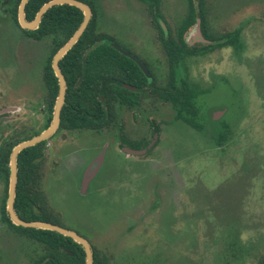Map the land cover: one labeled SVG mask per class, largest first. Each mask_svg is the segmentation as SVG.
Here are the masks:
<instances>
[{
	"label": "rangeland",
	"instance_id": "1",
	"mask_svg": "<svg viewBox=\"0 0 264 264\" xmlns=\"http://www.w3.org/2000/svg\"><path fill=\"white\" fill-rule=\"evenodd\" d=\"M90 1L98 30L118 39L127 37L142 55L149 53L161 80L166 63L157 43L142 50L152 33L145 5L135 0ZM159 1L174 31L186 13V0ZM252 2L257 15L259 0ZM247 5L248 0H206L210 31L222 34L241 28L243 50L240 54L228 48L215 50L186 61L190 83L230 78V88L219 84L203 98V112L211 106L228 110L230 134L224 147L211 145L208 131L203 137L189 129L180 135L178 124L169 122L172 113L166 106L154 118L166 123L160 144L140 159L115 147L113 131L102 136L61 132L46 144L41 186L60 214V225L106 253L112 264H255L264 255V39L258 43L257 28L251 36L253 47L248 46ZM0 31L10 36L8 53L17 56L5 70L0 67V103L16 108L7 114L13 117L9 133L13 128H25V134L38 131L43 119L35 112V99L50 41H23L7 19L0 22ZM189 34L197 35L195 26ZM123 117L131 138L150 137L139 116ZM101 148L102 166L83 194L79 180ZM2 195L0 180V202ZM39 250L37 242L0 226V264H29Z\"/></svg>",
	"mask_w": 264,
	"mask_h": 264
},
{
	"label": "trees",
	"instance_id": "2",
	"mask_svg": "<svg viewBox=\"0 0 264 264\" xmlns=\"http://www.w3.org/2000/svg\"><path fill=\"white\" fill-rule=\"evenodd\" d=\"M50 0H28L24 14L25 19H34L39 8ZM88 4L93 12L85 31L74 46L59 61V68L66 82L64 104L60 111L59 130L93 131L102 125L106 128L115 126V103L125 106L133 105V96L137 94L122 87L121 83L141 89L150 86L147 78L136 64L116 51L111 43H117L98 30L97 18L93 5L88 0H79ZM145 1V0H141ZM20 0H13L6 14L9 21L17 25V9ZM186 14L176 29V38L165 23L159 10V0L149 4V14L153 26L158 32L160 47L168 62L167 80L160 86L152 75L154 95L161 101L169 102L189 125L196 116L194 100L197 90L188 85L177 75L180 64L197 54H205L215 48L233 44L237 47L238 32L213 37L209 35L207 24L206 0H186ZM82 13L72 6L60 5L48 9L34 31L21 30L28 38L34 40L48 39L52 48L44 62L43 80L49 88V112L57 96V79L50 66L52 56L72 36L82 21ZM161 20L165 27L160 24ZM199 21L202 34L212 41V46L202 50L189 48L183 40L184 34ZM103 103V104H102ZM50 120V117H49ZM122 135V131H119ZM28 137H25L27 139ZM18 141L11 142L0 150V177L5 184V194L0 209L2 223H7L13 230L29 240L42 246V258L33 264H84L85 254L82 247L71 239L52 231L21 228L14 226L5 212L7 178L9 174L8 158L11 148ZM46 142L22 150L16 159L17 177L14 197V211L26 222H47L60 225V218L49 204L42 191L43 166ZM92 264H112L111 258L91 245ZM255 264H264V255L257 258Z\"/></svg>",
	"mask_w": 264,
	"mask_h": 264
},
{
	"label": "flooded vegetation",
	"instance_id": "3",
	"mask_svg": "<svg viewBox=\"0 0 264 264\" xmlns=\"http://www.w3.org/2000/svg\"><path fill=\"white\" fill-rule=\"evenodd\" d=\"M135 1L145 5L144 11H145L146 19H147V24L149 25L150 29L152 30L151 37H149V36L146 37L145 41H146L147 45L144 46V44H143L142 50L146 46L147 47L149 46L148 48H150L153 45V41H155L159 47V50L161 51V53L163 54V56L165 58V63H166L165 75L162 77L161 80L157 79V84L160 86H164L169 82V80H167L168 62H167L165 54L163 53V51L160 47L158 32L155 30V28L153 26V19L149 14V4H153L154 0H145V1L135 0ZM9 2H10V0L9 1L8 0H0V22L1 21L5 22V19H7V21H9L8 20L9 17L6 16V11L8 10L12 1L10 3ZM252 3H253L252 0H248V5L246 7L247 8L246 9L247 10V18L244 22L245 23L244 30L245 29L248 30V46L249 47H250V45L252 46V39H251L252 37L251 36H252L253 30H256L257 28L259 29V32L258 33L256 32V34H257L256 39H257L258 43L260 40L264 39V0H259V3H257L258 8H259V13L257 15H255L253 12L254 5H252ZM84 4H86V3H84ZM86 5H88V4H86ZM92 5H93V3H92ZM93 7H94L93 11L96 14V18H97L95 6L93 5ZM1 8H2V10H1ZM90 9H91V7H90ZM159 10H160V1H159ZM186 10H187V8H186ZM1 11H3V12L1 13ZM91 11H92V9H91ZM160 12H161V10H160ZM161 14H162V12H161ZM92 15H93V12H92ZM162 16H163V14H162ZM163 19L165 21L164 16H163ZM16 20H17V18H16ZM159 21H160L161 26L165 27V24L161 20H159ZM10 23H13V22L10 21ZM165 23H166V21H165ZM180 23L181 22H179V24L176 26L174 31H172L170 29L171 34L174 38H176V29L180 25ZM2 24H4V23H2ZM97 24H98V22H97ZM17 25H18V22H17ZM3 26H5V25H3ZM16 27L19 29L23 41H25L26 38H28V37L21 31L22 29L19 27V25ZM2 28H5V27H2ZM188 31L184 34L183 40L189 48L194 49V50H202L204 48H208V47L212 46V41L207 39L202 34L201 30L199 33L200 35L197 34L195 36H191L190 34L187 35ZM241 31H242V29L238 27V28H234L233 30L222 33V34H215V33H212L210 31V28H209V35H211L213 37L222 36L224 34L233 35L235 32H238L237 47H235L233 44H229V45H226L222 48H215L211 52H214L215 50H222V49L228 48V49L232 50V52L240 54L243 50V43L241 40ZM6 34H7L6 32L0 31V67H4V68H2L3 70H5V66L7 64H9L10 60H14L15 62L17 61L16 54L11 55L8 53L6 46H8V44H9L10 36L6 35ZM109 37L113 38L117 42V43L112 42L111 44L116 45L119 49L123 50L125 53L135 57L145 66L146 71L148 73L147 76L140 70L138 65L133 60L129 59L128 57H126L125 55H123L119 52L121 55L125 56L126 58H128L129 60L133 61L136 64V66L139 68V70L147 78V81L149 82L150 86H145V87H142L141 89L139 88V90H138V88H136V87L127 85L125 83H121L123 88H125V89H127V90H129L135 94L138 93V95L133 96L134 101H133V105H131V106H125L121 102L115 103V112H114L115 122H116L115 126H113L111 128H106L104 125H102L101 127H99V129L93 130V131H72L71 132V131H67V130H59V125H58L54 134L49 139H47L45 141L46 144L50 141V139H52L56 135L60 134L61 132H65V133L88 132V133L95 134L97 136H102L103 133L113 131V132H116V136H117V137L115 136L116 141H117L115 144L116 145L115 147H117L119 151H122L127 156H133V157L140 159L144 156H149L154 150H156V148L160 144V141H159L160 133L165 128L166 123L163 121L156 123L154 118H155V113L158 112V110L162 109L163 106H166L169 108V110L172 113L171 120L169 122H170V124H178L179 127H177V129H180V135L185 134L187 129H189L195 133H198L199 136L202 135V137H203L205 131H208L211 134V139H210L212 142L211 145L213 144L219 149L224 147V143H226V141L229 137V134H230L229 126H230L231 120L225 119V116L228 113V110H227V108L222 107V106L221 107L211 106V107L206 108L204 110L205 112H203V98L212 94L217 89L219 84H221L223 87H227V88L229 87L230 88V78H217L215 80L214 79L213 80L208 79L204 82L202 81L199 83H190L188 81L186 74H185L187 71V68H186V61L187 60H191L192 58H194L196 56H204V55L209 54L211 52L205 53L203 55L200 53V54H197L195 56L189 57L188 59L185 60L184 65L180 64V67L177 70V75L182 80H185V82L188 83V85L194 87L198 92V95H197L196 99L194 100L196 116L194 117L193 123L195 124V126H192L183 120V118H186V114L184 112H181L182 117H177V115H178L177 111L172 107V105L169 102L161 101L158 98H155L154 83H152V80H153L152 75L155 77H156V75L154 73V60H153L152 56L149 57V53L146 52V54H148V56L146 57V56L142 55L140 52H138L136 47L133 45V42L130 39H128L127 37H122L120 39L116 38L115 36H109ZM28 39H31V38H28ZM31 40L39 43V42H42V41L48 40V39H42V40L31 39ZM51 48H52V45H51V42H49L48 54L46 55V57L43 59L42 63L40 64V69H39L40 70V72H39L40 73V85H39V89L37 91V97L35 99V101L37 102L36 107H34L35 112L39 116H41V118L43 119V123L41 125V128L38 131H30L27 134H25L27 131V130H25V128H18V129L13 128L12 132H11L12 134H10L8 123L13 121L12 120L13 117H7V114L15 113L16 108L15 107L12 108L11 106H8V105L5 106L2 103H0V150L2 147L8 145L9 143L18 141L13 146V147H15L18 143H20L22 141H26V140H29L33 137L38 136L39 134H41L44 130H46L49 127L51 120H52V115H53L54 104H55L56 98L52 103L51 112H49V100H50L49 96L50 95H49V88L46 86V84L43 80V70H44L43 65H44V62H45L46 58L48 57L49 53L51 52ZM19 54L20 53H18V55ZM22 56L24 57L23 54H22ZM51 60H52V58H51ZM50 66H51V61H50ZM182 69L184 72V76L181 74ZM238 88H241V84H240V87H238ZM237 91H239V90L237 89ZM57 92H58V90H57ZM1 98H3L2 93H0V100H1ZM125 113H132V119L133 120H137V118L140 117L143 120V123L146 124L147 129L150 131V137L147 138V137L142 136L140 138H131L127 133H125L126 125H125V120L123 117V115H125ZM49 117H50V120H49ZM207 120H208V122H207ZM59 123H60V118H59ZM120 130L122 131L123 137L120 135L121 134L119 132ZM20 135H22V136H20ZM25 137H28V138L25 139ZM106 141L107 140H105V142L103 144V146L105 145V150L108 147V142H106ZM152 141H154V143L149 150H147L146 152L139 154V155L134 154L135 152L145 150L152 143ZM13 147L11 148V150L13 149ZM101 150H102V148L98 151V153H100ZM98 153L96 155H98ZM8 161H9V158H8ZM90 161H88V164L90 163ZM8 168H9V164H8ZM93 178L89 181L88 185L92 182ZM0 180L3 183V195L1 197V202H0L1 203L0 209H1L2 198L5 194V184H4V181L1 177H0ZM8 181H9V174H8V178H7L5 212H6L7 193H8ZM79 181L81 182L82 180H79ZM87 192H88L87 186L85 189H83L81 187V193L86 194ZM49 203H50V200H49ZM50 205H51L53 211L55 213H57L59 215V218H60V214L55 211V209L53 208L51 203H50ZM13 208H14V203H13ZM6 214H7V212H6ZM7 217H8V215H7ZM8 219H9V217H8ZM9 221H10V219H9ZM45 223H47V222H45ZM53 225H55V224H53ZM0 226H5L7 228V230H9V232H12L13 234H16L17 236H19L21 238H25L24 236L20 235L15 230H13L7 223H2L1 213H0ZM14 226H16V225H14ZM57 226L64 228V229H67V230H70V229L64 227L63 225H57ZM17 227H19V226H17ZM70 231H73V230H70ZM79 236L82 237L81 235H79ZM82 238H84V237H82ZM86 241L91 246V243L88 240H86ZM33 245H35V244H33ZM38 245L41 248V250H39L40 255L37 256L36 259H32L29 264H33L34 262L39 261L42 258V246L40 244H38Z\"/></svg>",
	"mask_w": 264,
	"mask_h": 264
},
{
	"label": "water",
	"instance_id": "4",
	"mask_svg": "<svg viewBox=\"0 0 264 264\" xmlns=\"http://www.w3.org/2000/svg\"><path fill=\"white\" fill-rule=\"evenodd\" d=\"M28 0H20L18 9H17V22L19 27L22 30L26 31H34L37 29L41 18L43 14L54 6H60V5H68L72 6L74 8H77L82 13V21L80 25L78 26L77 30L72 34V36L57 50V52L54 54L51 60V69L53 71V74L55 78L57 79L58 84V92L54 104V110L52 115V120L49 125V127L44 130L41 134H39L36 137H33L29 140L22 141L18 143L10 152L9 155V181H8V193H7V202H6V212L10 219V221L19 227L22 228H30V229H39V230H47L55 232L59 235H62L64 237H67L71 239L73 242L79 244L85 254V262L84 264H92V249L90 244L82 237H80L76 232L70 231L64 228H61L57 225H53L50 223L45 222H26L24 220H21L13 208L14 203V197H15V187H16V177H17V167H16V159L17 155L24 149L35 146L36 144L46 141L49 139L54 132L56 131L58 125H59V118H60V110L62 108V105L64 103V96L66 92V82L64 80V77L60 71L59 68V61L62 59V57L74 46V44L79 40L83 32L85 31L91 16L92 11L90 7L83 2L79 0H50L43 4L39 10L37 11L35 17L31 21H27L25 19L24 14V8ZM195 29L197 31V34L200 35V29H199V21H197L195 25ZM111 46L116 49L121 54L125 55L129 59L133 60L140 70L147 76V71L145 66L135 57L125 53L123 50L119 49L116 45L111 44ZM154 141L143 151L135 152L134 154L139 155L147 150H149ZM103 156H104V149L88 164L87 169L84 173L83 180H82V188L85 189L89 181L96 175L99 168L102 165L103 162Z\"/></svg>",
	"mask_w": 264,
	"mask_h": 264
}]
</instances>
